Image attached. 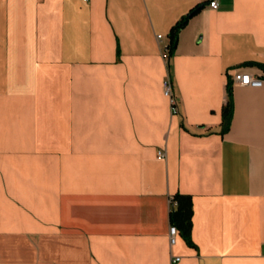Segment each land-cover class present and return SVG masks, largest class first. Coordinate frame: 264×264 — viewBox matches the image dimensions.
<instances>
[{
    "label": "crops",
    "instance_id": "crops-1",
    "mask_svg": "<svg viewBox=\"0 0 264 264\" xmlns=\"http://www.w3.org/2000/svg\"><path fill=\"white\" fill-rule=\"evenodd\" d=\"M210 1L0 0V264H264V0Z\"/></svg>",
    "mask_w": 264,
    "mask_h": 264
},
{
    "label": "trees",
    "instance_id": "trees-1",
    "mask_svg": "<svg viewBox=\"0 0 264 264\" xmlns=\"http://www.w3.org/2000/svg\"><path fill=\"white\" fill-rule=\"evenodd\" d=\"M202 6H198L193 9L187 16H185L181 21H179L171 30L169 38L170 44L169 48L173 51L178 42L179 32L182 28L186 26L191 16L196 14ZM222 132H226L232 121L233 117V91L232 86L229 84L227 86V102L222 110ZM175 201L177 206L171 211L170 221L171 224L176 226L181 235L184 237L186 242L194 246L192 241V227H193V199L189 195L178 194L175 196Z\"/></svg>",
    "mask_w": 264,
    "mask_h": 264
},
{
    "label": "built area",
    "instance_id": "built-area-1",
    "mask_svg": "<svg viewBox=\"0 0 264 264\" xmlns=\"http://www.w3.org/2000/svg\"><path fill=\"white\" fill-rule=\"evenodd\" d=\"M209 6L212 9H218L219 2L218 0H211ZM158 39H162V35L158 36ZM235 82L241 85L245 86H252V87H262L264 86V79L256 78L251 74H244V73H237L235 75ZM164 92L165 95L169 98L170 105H171V111L173 114L178 112V102L177 97L175 96L174 90H173V82L170 76L165 80L164 83ZM159 159H164L166 157V154L164 151H160L158 155ZM171 204L173 205V209L177 206V202L175 200H171ZM178 232V228L174 225H171L170 227V239L171 243L175 242V237ZM180 258L176 257L173 259V262L179 261Z\"/></svg>",
    "mask_w": 264,
    "mask_h": 264
},
{
    "label": "rangeland",
    "instance_id": "rangeland-1",
    "mask_svg": "<svg viewBox=\"0 0 264 264\" xmlns=\"http://www.w3.org/2000/svg\"><path fill=\"white\" fill-rule=\"evenodd\" d=\"M45 83H46V80H44V79H40L39 80V85L41 86V87H45ZM185 128V127H184ZM186 129V128H185Z\"/></svg>",
    "mask_w": 264,
    "mask_h": 264
}]
</instances>
